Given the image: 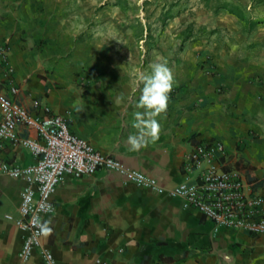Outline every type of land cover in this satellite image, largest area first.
I'll return each mask as SVG.
<instances>
[{"label":"crops","instance_id":"1","mask_svg":"<svg viewBox=\"0 0 264 264\" xmlns=\"http://www.w3.org/2000/svg\"><path fill=\"white\" fill-rule=\"evenodd\" d=\"M126 2L0 0L13 101L38 116L43 112L33 102L47 105L96 150L167 189L195 176L185 165L196 144L219 140L226 145L222 169L239 172L264 194V19L243 31L226 23L234 25L236 16L221 13L232 42L217 34L176 47L185 19L174 14L149 48L144 20L129 15L136 1ZM158 62L175 78L159 139L130 151L139 77ZM2 79L0 70V94L9 95ZM15 132L32 135L23 125ZM0 160L24 166L34 159L0 139ZM23 185V178L0 173V264H23V233L14 224ZM52 201L44 222L53 231L42 243L59 264H264V234L215 233L181 198L137 187L115 171L67 175ZM27 264H43L38 250Z\"/></svg>","mask_w":264,"mask_h":264},{"label":"built area","instance_id":"2","mask_svg":"<svg viewBox=\"0 0 264 264\" xmlns=\"http://www.w3.org/2000/svg\"><path fill=\"white\" fill-rule=\"evenodd\" d=\"M8 43L0 41V70L2 81L9 87V95L0 94V139L26 148L33 161L17 166L0 160V173L23 178L20 190L18 217L15 226L23 233L20 257L27 264L36 250L43 264H59L50 249L43 245V236L36 227L54 209L52 194L62 179L69 175L81 177L99 169L118 172L137 187L156 194H168L182 199L183 206L194 208L219 229L245 231L252 236L264 234V194L246 182L237 171L221 167L226 145L219 140L196 144L186 160V169L195 170L193 178L165 188L159 181L121 161L96 150L87 139L75 134L66 119L51 112L47 105L33 102L43 115L38 116L14 102L17 92L12 85L13 69L8 60ZM17 125L32 131V135L18 137ZM11 219L10 215L6 216Z\"/></svg>","mask_w":264,"mask_h":264},{"label":"rangeland","instance_id":"3","mask_svg":"<svg viewBox=\"0 0 264 264\" xmlns=\"http://www.w3.org/2000/svg\"><path fill=\"white\" fill-rule=\"evenodd\" d=\"M127 0H97V2L102 3H121L127 5ZM136 1L134 6L129 7V15L137 20L143 19L145 28L143 30L147 34V41L145 42L146 47H154L156 44V38L159 31L162 30L163 24L159 21V15L161 11L167 6L174 5L171 8V12L175 14H182L184 21L181 23L182 27L180 31L179 42L176 43V47H182L183 41H186L188 38L194 37L191 41L197 42L202 38H207L210 36L225 35L232 42L233 37L228 35L229 30L226 27L221 26L222 21H227L221 15L224 12V9H219L218 11H212L206 9L200 0H132ZM230 3L238 6L242 9L245 16L250 19L252 22H255L254 19L257 17L264 19V1L263 0H228ZM250 8H248V6ZM99 9V8H98ZM228 25L241 27L240 30H251L256 24H252L248 28L247 23L241 21L240 19L234 20V25ZM136 30L139 31L141 26L140 24H134Z\"/></svg>","mask_w":264,"mask_h":264},{"label":"clouds","instance_id":"4","mask_svg":"<svg viewBox=\"0 0 264 264\" xmlns=\"http://www.w3.org/2000/svg\"><path fill=\"white\" fill-rule=\"evenodd\" d=\"M139 83H142L143 87L140 89L141 94L135 104L138 110L134 113L132 125L136 132L130 134L126 140L129 150L134 152L158 141L161 131L159 119L163 118L167 112L175 78L166 63L158 62L151 65L150 74L140 75ZM83 110L82 108L77 109L78 112ZM48 211H54L51 205L48 206ZM36 227L39 234L44 237L52 234L53 229L49 226V222L38 223Z\"/></svg>","mask_w":264,"mask_h":264},{"label":"trees","instance_id":"5","mask_svg":"<svg viewBox=\"0 0 264 264\" xmlns=\"http://www.w3.org/2000/svg\"><path fill=\"white\" fill-rule=\"evenodd\" d=\"M264 1V0H263ZM202 5L209 10L212 11H218L219 9H224L228 13L233 14L241 21H244L247 23L248 28L256 22H252L250 19H248L245 14L243 13L242 9H240L238 6L230 3L228 0H200ZM174 5H170L163 11H161L159 15V21L164 25L168 19H171L174 17V14L171 12V8H173Z\"/></svg>","mask_w":264,"mask_h":264}]
</instances>
